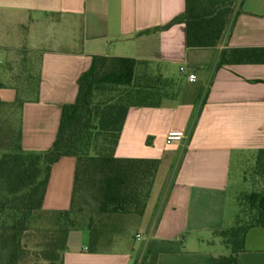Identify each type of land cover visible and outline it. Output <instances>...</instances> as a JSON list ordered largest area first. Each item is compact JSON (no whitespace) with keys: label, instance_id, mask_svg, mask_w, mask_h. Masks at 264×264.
Segmentation results:
<instances>
[{"label":"crops","instance_id":"obj_1","mask_svg":"<svg viewBox=\"0 0 264 264\" xmlns=\"http://www.w3.org/2000/svg\"><path fill=\"white\" fill-rule=\"evenodd\" d=\"M184 10L185 0H0V101L24 99L27 151L53 145L62 105L76 100L94 55L148 61L156 75L182 86L181 75L193 89L179 102L176 95L161 106L130 107L116 147L118 157L160 159L158 175L173 167L164 197L142 215L95 214L93 237L87 227L70 232L64 264H143L153 240L181 243L159 252L156 264H212L221 254L214 236L234 213V161L264 148V62L216 64L224 49L264 47V0H243L222 43L210 48H188L183 23L153 30ZM170 130L186 137L167 142ZM75 171L73 156L54 163L45 210L70 208ZM239 264H264V227L247 233Z\"/></svg>","mask_w":264,"mask_h":264},{"label":"trees","instance_id":"obj_2","mask_svg":"<svg viewBox=\"0 0 264 264\" xmlns=\"http://www.w3.org/2000/svg\"><path fill=\"white\" fill-rule=\"evenodd\" d=\"M242 2L185 0L182 14L153 30L183 23L188 48L215 47ZM228 62H264V47L224 49L216 67ZM78 86L76 100L62 105L53 145L42 151L23 148L24 99L11 105L0 101V264H64L70 232L87 227L93 237L95 214L142 215L147 207L161 160L118 157L116 147L129 108L161 106L175 98L180 82L156 75L145 60L94 55ZM63 156L76 158L72 203L66 210H45L52 166ZM253 171L264 179V148L257 151ZM239 204L235 224L216 231L230 252L213 257L212 264H239L247 233L264 227V189L239 197ZM180 244L151 241L143 264H156L159 252Z\"/></svg>","mask_w":264,"mask_h":264},{"label":"rangeland","instance_id":"obj_3","mask_svg":"<svg viewBox=\"0 0 264 264\" xmlns=\"http://www.w3.org/2000/svg\"><path fill=\"white\" fill-rule=\"evenodd\" d=\"M175 72L179 74L177 67H175ZM179 76L180 78H182L181 81L183 82V84L182 86H180V89H176L177 87L174 88V93L177 94L176 98L174 99L175 102L185 100V98L189 97V95H187L188 92H190V90H193L190 86H187V80L181 77V75ZM182 90H184L187 93H182ZM256 155L257 154H251V155L248 154L243 157V160L241 162L239 161L237 163L236 160L234 161L231 178H230L231 179L230 188H229V202L231 207H233L234 213L229 223H227L228 227L233 226L235 224L237 215L240 212L239 197H243L247 193L249 194L252 191H261L264 189L263 177L256 175L253 171V169L256 166ZM172 170L173 167L171 165L170 166L169 165L167 166V164H165V166L163 165V167L161 168V172L159 173V175L157 174L155 178L154 186L151 190L148 203L151 202V204H153L156 198H158L157 203H159V201L164 197L170 176L172 174ZM129 230H130V234L133 235L132 237H134L136 233V228L130 227ZM214 239L217 242V245H219L221 249V254H228L230 252V250L225 245V243L223 242L220 236L216 235L214 236ZM134 240L136 241L135 238ZM137 243L141 245L142 241H137Z\"/></svg>","mask_w":264,"mask_h":264},{"label":"built area","instance_id":"obj_4","mask_svg":"<svg viewBox=\"0 0 264 264\" xmlns=\"http://www.w3.org/2000/svg\"><path fill=\"white\" fill-rule=\"evenodd\" d=\"M181 70L183 71L184 68L182 67ZM196 79L195 74L189 75V80L194 81ZM186 137V133L184 130H170L166 135L167 142L179 141Z\"/></svg>","mask_w":264,"mask_h":264}]
</instances>
